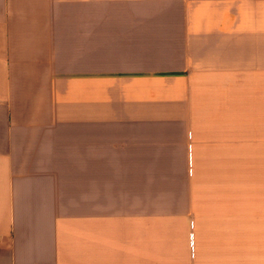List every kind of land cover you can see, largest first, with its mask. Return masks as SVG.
Returning a JSON list of instances; mask_svg holds the SVG:
<instances>
[{
	"label": "crops",
	"instance_id": "obj_1",
	"mask_svg": "<svg viewBox=\"0 0 264 264\" xmlns=\"http://www.w3.org/2000/svg\"><path fill=\"white\" fill-rule=\"evenodd\" d=\"M0 264H264V0H0Z\"/></svg>",
	"mask_w": 264,
	"mask_h": 264
}]
</instances>
